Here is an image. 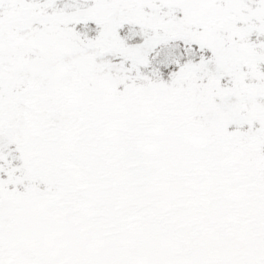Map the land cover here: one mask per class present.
Instances as JSON below:
<instances>
[{"label":"snow or ice","instance_id":"6c2138e0","mask_svg":"<svg viewBox=\"0 0 264 264\" xmlns=\"http://www.w3.org/2000/svg\"><path fill=\"white\" fill-rule=\"evenodd\" d=\"M0 264H264V0H0Z\"/></svg>","mask_w":264,"mask_h":264}]
</instances>
